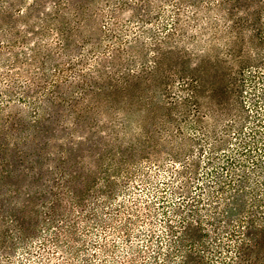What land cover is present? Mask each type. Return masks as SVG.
I'll list each match as a JSON object with an SVG mask.
<instances>
[{
    "label": "rangeland",
    "instance_id": "1",
    "mask_svg": "<svg viewBox=\"0 0 264 264\" xmlns=\"http://www.w3.org/2000/svg\"><path fill=\"white\" fill-rule=\"evenodd\" d=\"M0 264H264V0H0Z\"/></svg>",
    "mask_w": 264,
    "mask_h": 264
},
{
    "label": "trees",
    "instance_id": "2",
    "mask_svg": "<svg viewBox=\"0 0 264 264\" xmlns=\"http://www.w3.org/2000/svg\"><path fill=\"white\" fill-rule=\"evenodd\" d=\"M252 227H253V225H252V223H250L249 228H252ZM247 240H250V239H247Z\"/></svg>",
    "mask_w": 264,
    "mask_h": 264
}]
</instances>
